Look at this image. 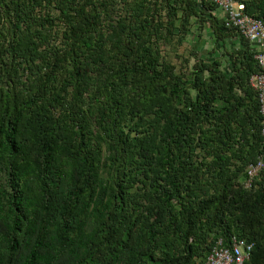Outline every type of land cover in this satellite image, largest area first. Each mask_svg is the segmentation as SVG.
Segmentation results:
<instances>
[{
	"label": "trees",
	"instance_id": "1",
	"mask_svg": "<svg viewBox=\"0 0 264 264\" xmlns=\"http://www.w3.org/2000/svg\"><path fill=\"white\" fill-rule=\"evenodd\" d=\"M254 54L205 0H0V264H264Z\"/></svg>",
	"mask_w": 264,
	"mask_h": 264
},
{
	"label": "built area",
	"instance_id": "2",
	"mask_svg": "<svg viewBox=\"0 0 264 264\" xmlns=\"http://www.w3.org/2000/svg\"><path fill=\"white\" fill-rule=\"evenodd\" d=\"M213 4L219 11L220 21L226 28H232L255 47L254 60L259 67V72L250 76L249 85L256 92L259 114L262 117L260 133L264 139V23L244 13V5L234 0H205ZM261 159L246 168V181L248 188L250 182L261 171ZM252 244L232 237L228 247L221 240L211 248L203 264H244L248 260Z\"/></svg>",
	"mask_w": 264,
	"mask_h": 264
},
{
	"label": "rangeland",
	"instance_id": "3",
	"mask_svg": "<svg viewBox=\"0 0 264 264\" xmlns=\"http://www.w3.org/2000/svg\"><path fill=\"white\" fill-rule=\"evenodd\" d=\"M196 40V37L195 36H193V37H191V40L189 41L190 43L192 42V43H194V41ZM203 45L202 46H198V50H200V51H202V53H204L205 51H210L211 50V48H212V45H211V42L209 41V39H208V35L207 34H204L203 35ZM201 45V44H200ZM229 48H231V45L230 44H228L227 45ZM202 53H201V55H202ZM206 53V52H205ZM204 53V54H205ZM206 55H209V54H206Z\"/></svg>",
	"mask_w": 264,
	"mask_h": 264
},
{
	"label": "crops",
	"instance_id": "4",
	"mask_svg": "<svg viewBox=\"0 0 264 264\" xmlns=\"http://www.w3.org/2000/svg\"><path fill=\"white\" fill-rule=\"evenodd\" d=\"M219 15H220V13H219ZM229 43H231V42H229Z\"/></svg>",
	"mask_w": 264,
	"mask_h": 264
}]
</instances>
